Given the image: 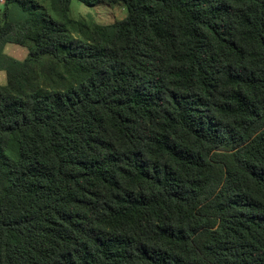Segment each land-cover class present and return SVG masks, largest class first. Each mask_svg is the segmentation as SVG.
I'll return each mask as SVG.
<instances>
[{"label":"trees","instance_id":"16d2710c","mask_svg":"<svg viewBox=\"0 0 264 264\" xmlns=\"http://www.w3.org/2000/svg\"><path fill=\"white\" fill-rule=\"evenodd\" d=\"M2 1L0 264H264V0Z\"/></svg>","mask_w":264,"mask_h":264},{"label":"rangeland","instance_id":"374dc122","mask_svg":"<svg viewBox=\"0 0 264 264\" xmlns=\"http://www.w3.org/2000/svg\"><path fill=\"white\" fill-rule=\"evenodd\" d=\"M46 4H50V0H44ZM119 5H110L106 2H98L95 5H86L78 0H71L69 15L71 18L80 20L85 19L90 22L100 23L102 25H110L114 20L123 19L127 10L123 2H118ZM1 4V1H0ZM50 6V5H49ZM51 8V6H50ZM16 53H25V57L28 53V48L22 45L10 44L5 48V52L8 55H14L15 59H22L17 56ZM0 83H5V72H0Z\"/></svg>","mask_w":264,"mask_h":264},{"label":"crops","instance_id":"0c3cea01","mask_svg":"<svg viewBox=\"0 0 264 264\" xmlns=\"http://www.w3.org/2000/svg\"><path fill=\"white\" fill-rule=\"evenodd\" d=\"M0 1H1V4H0V6H1L3 1H2V0H0ZM119 4H120V3L116 2V3L111 4V5H119ZM114 21H115V20H114ZM114 21H113V22H114ZM113 22H112V23H113ZM112 23H111V24H112ZM99 24H100V23H99ZM10 44H13V43H7V44L4 45L3 52H4L6 55H8V53L5 52V48H6L7 45H10ZM16 45H17V44H16ZM14 53H15L17 56L22 57V59H17V60H23V59L26 58V57H25V53H20V52L16 53V51H14ZM27 54H28V53H27ZM8 56H11V57L15 58L14 55H8ZM26 56H27V55H26ZM2 71H3V70H0V72H2ZM4 72H5V71H4ZM0 77H3V76L0 75ZM5 83H6V74H5ZM5 83H0V85H3V84H5Z\"/></svg>","mask_w":264,"mask_h":264}]
</instances>
